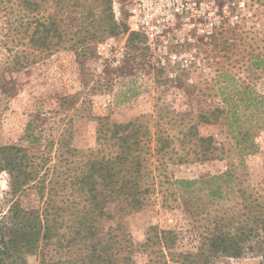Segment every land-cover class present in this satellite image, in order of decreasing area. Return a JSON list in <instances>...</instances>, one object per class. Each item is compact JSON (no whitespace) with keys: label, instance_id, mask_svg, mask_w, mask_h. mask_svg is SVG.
<instances>
[{"label":"trees","instance_id":"1","mask_svg":"<svg viewBox=\"0 0 264 264\" xmlns=\"http://www.w3.org/2000/svg\"><path fill=\"white\" fill-rule=\"evenodd\" d=\"M251 1L253 6L264 5V0ZM255 16L244 19L253 25L242 27L248 28L242 31L249 38L247 55L234 60L238 64L247 58L246 77L219 64L205 86L177 87L186 96L196 93L197 106L189 101L184 112H176L161 104L153 114L122 123L97 117V146L86 151L72 146L65 128L53 136V148L41 155L17 144L0 145V173L9 176L11 196L7 211L0 214V264H31L30 256L39 257V264H216L221 258L249 255L264 264V195L249 193L245 175L238 172L259 146L246 125V110L264 103L263 93L249 80L252 73L264 76V46L255 45L264 42V17ZM5 18L0 49L9 54L0 60V85L8 82V75L60 50L74 51L82 62L92 44L114 36L121 27L129 32L127 22L116 21L112 0H0V19ZM239 28L233 27L235 37ZM129 35L132 47L140 50L146 37ZM224 43L226 49L237 44L228 39ZM228 121L239 147L237 162L229 161L225 171L202 178L166 174L168 163L232 159L231 150L199 130ZM37 122L31 120L26 129L32 142L39 139ZM160 191L165 197L171 192L177 196L193 222L195 251H179L180 233L175 229L152 226L142 242L120 225L104 230V222L118 213L142 210ZM27 193L38 197L36 207L23 204ZM230 194H238L236 205L215 210ZM109 202L117 203L116 213L108 211Z\"/></svg>","mask_w":264,"mask_h":264},{"label":"rangeland","instance_id":"2","mask_svg":"<svg viewBox=\"0 0 264 264\" xmlns=\"http://www.w3.org/2000/svg\"><path fill=\"white\" fill-rule=\"evenodd\" d=\"M249 5L253 6L251 0H217L218 20L221 23L215 25L212 33L205 35L198 33L196 27L191 31L185 30L180 36L183 42L170 41L165 46L162 42L151 44L146 38L139 43L141 49L137 50L130 44V32H123L121 27L114 36L92 44L91 51L86 58H82V62L74 51L60 50L8 75V82L0 85V145L17 144L29 149L31 154L41 155L53 148V136L65 128L67 136H71L72 146L86 151L97 146V117L122 123L153 114L161 104L169 105L176 112H184L189 101L197 106L199 98L196 93L186 96L177 87L205 86L208 84L206 81L212 82L210 80L215 76L219 64L227 66L237 75L247 76V58L241 63H234V60L246 57L248 52L249 38L242 34L248 28L242 27L253 23L244 19L251 18L253 14L256 15L255 20L259 16L264 17L262 3L254 4L253 9ZM112 6L116 21L120 25L125 24L127 14L124 0H112ZM5 23L6 18L0 19V25L4 28L7 26ZM236 24L240 26L237 29L239 37L232 32ZM227 39L237 43L234 48L226 49L224 41ZM255 45L259 48L264 46V42ZM9 46L13 48V42ZM167 51L176 52L179 57L173 59L167 55L163 63L160 55ZM8 54L6 49H0V60ZM230 57L233 59L229 60ZM186 69L188 71H182ZM159 71L163 74L159 75ZM252 74L249 80L264 95V76L260 78V75ZM178 77L181 81L177 80ZM246 112V125L259 146L256 153L245 157L238 172L245 175L244 184L249 193L264 195V103H260L258 108H247ZM34 119H38L36 133L39 139L32 142L31 137L26 135V129ZM230 124L228 121L226 124L203 125L199 130L202 135H213L231 150L232 159L168 163L166 174L170 178H202L225 171L229 161L237 162L239 147L230 132L233 129ZM167 189L168 185H164L163 190ZM9 190V176L2 172L0 214L6 212L10 205ZM25 196L23 204L29 208L36 207L38 197L31 193ZM229 196L215 210H231L236 205L238 194ZM57 198L67 200L64 196ZM176 198L172 192L165 197V193L160 191L142 210L118 213L115 219L104 222L103 228L107 231L120 225L136 242L144 241L152 226L175 229L180 233L179 251H195L198 243L192 233L193 222ZM107 207L112 213L118 210L116 202H109ZM259 261L249 255L237 260L221 258L216 264H259ZM29 262L39 264V257L30 256Z\"/></svg>","mask_w":264,"mask_h":264},{"label":"built area","instance_id":"3","mask_svg":"<svg viewBox=\"0 0 264 264\" xmlns=\"http://www.w3.org/2000/svg\"><path fill=\"white\" fill-rule=\"evenodd\" d=\"M124 2L129 32L144 35L151 44L162 42L166 46L170 41L183 42L181 34L195 27L200 34H210L215 25L221 23L218 20L217 0H124ZM167 55L173 59L179 57L176 52L167 51L160 55L163 63V58Z\"/></svg>","mask_w":264,"mask_h":264}]
</instances>
